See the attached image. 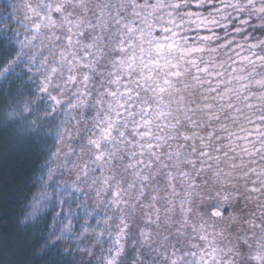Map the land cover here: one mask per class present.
I'll return each mask as SVG.
<instances>
[{
	"label": "trees",
	"instance_id": "1",
	"mask_svg": "<svg viewBox=\"0 0 264 264\" xmlns=\"http://www.w3.org/2000/svg\"><path fill=\"white\" fill-rule=\"evenodd\" d=\"M37 2L38 0H0V264H107L116 248L115 238L123 227L120 224L121 218L128 227L121 240L123 253L118 258V264H166L163 253L167 252L170 256L173 245L181 248L178 241H183V250H194L189 249L188 241L193 236L198 237L201 231L208 234L210 239L215 236L216 244L221 248L232 247L238 242V238H247L252 245L251 249L241 244L246 255L244 259H235L238 264H257L256 261L248 259L247 254H255L257 244L261 242L264 194L249 191L252 187H261L255 173L250 172L246 180L241 179V176L244 171L252 168L259 172L264 168V160H260L259 154L249 157L237 147L235 153H228L229 157L235 156L236 164H240L242 157L247 166L236 169L229 166L232 161H228V157L223 155L227 151L224 145L229 142L228 132L244 135L239 132V126L222 118L217 121L215 128L221 131L220 139L214 137L209 141L207 135L204 137V143L210 147L205 149L199 146L200 150L195 155L192 154L197 161L194 168L195 182L191 181L187 171L183 168L181 170V167L173 165V161L167 159L168 152L174 154L173 147H182L183 153H190L192 150L193 139L185 141L180 134L193 136L194 133L197 134V127L190 126L187 120L182 119V124L177 129V139L168 141L171 147L154 149L160 157L159 161L147 151L141 157L139 148L121 145V152L117 155L123 156V159H116L110 167H104L103 175L114 178L108 185L103 184L101 167L91 162L92 151L88 140L98 138L100 128L104 126L98 125L95 117L99 112L100 118H103L108 102L112 99L106 95V89L116 88L109 83L114 77L108 73L114 71L109 61L119 55L111 51L117 38L108 40L109 33H104L105 40L100 47L106 55L96 61L94 71L76 68L77 85L69 86L70 90L62 93L64 82L58 74L53 83H59L61 87L49 86L47 93L42 92L40 89L45 77L59 61V53L65 49L63 40L56 42L53 47L47 39H31L34 33L26 26L32 21L25 19L28 11L25 5H35ZM228 2L236 3V0ZM6 3L14 4L15 10L6 7ZM111 3L116 4L118 0H111ZM197 3L198 0H190L188 7L181 10L182 13L190 11L209 21L214 19L217 23H208L199 28L195 24H186L180 30L181 42L183 38H187L188 45L197 46L204 44L200 37L213 36L214 39L207 44L217 51L196 53L195 57H202L205 61L214 60L217 64L224 61L232 64V60H235L232 67L237 69L246 66L247 62L243 58L250 55V45L264 40V26L257 18L259 14L250 15L248 10L237 12L232 7H225L222 0H204L201 7H197ZM240 3L245 4L246 0H240ZM256 6H260V0H256ZM188 19L185 16V20ZM191 19L195 20L196 16ZM242 20H247L248 23L242 24ZM237 28L241 31L237 32ZM98 32L99 30L92 31L91 35ZM81 39L90 42V35ZM222 44H228V47L221 48ZM76 51L78 59L85 54L79 45L76 46ZM255 51L260 52L261 49L257 48ZM17 54H22L18 60ZM88 59L92 60L94 57L89 56ZM13 60L16 63L11 65L8 72H4L5 67ZM210 70L216 71L215 68ZM63 71L67 75V69L64 68ZM85 72L91 76L87 89L79 84V79ZM230 72L231 69H227L224 77L220 79L226 80ZM235 74L246 73L237 71ZM215 84L216 80H213V86ZM224 86L221 84V90ZM233 86H237L235 81ZM205 87L208 85H204ZM252 90L259 91L256 88ZM81 91L85 93L82 96ZM52 96L57 97L61 103L55 104ZM97 100H102V103L97 104ZM78 101L83 103L79 104ZM209 101L216 103L211 99ZM73 104L78 106L72 107ZM207 119L206 115H202L197 122L206 124ZM169 121L174 123L171 118ZM221 124L227 125L228 130H221ZM207 128L214 129L212 124ZM113 135L117 133L114 132ZM127 135L132 141L137 139L130 131ZM231 139L237 146L245 144L244 140H238L235 136ZM216 147L221 148L219 153H216ZM203 150L212 155H220L221 161L217 164L209 160L204 165V170L197 174L201 167L199 160L206 159L198 155ZM130 152H136L137 155L130 158ZM141 159L145 164L151 162V167L154 164L157 168L151 170L150 167H145V164L138 163ZM175 159L179 164H188L184 162L186 157H182V154L179 158H173ZM252 160L256 162L251 163ZM86 162L89 174L84 177L81 169ZM128 164H134L135 167L126 168ZM164 164L168 167L164 168ZM157 170H161L164 175L160 177ZM217 172L220 174L217 175ZM168 173L173 177L172 186L167 183ZM182 173H188V176ZM226 173L230 175H225ZM138 176H147L148 180H141ZM253 180H256L255 185ZM117 181L120 182L121 189L119 204L112 202ZM74 184L80 191L72 193V208L75 213L72 216L73 228L71 232L57 239L60 236L61 223H66L67 220L65 213H61L59 217L55 215L60 210L56 201ZM129 184L134 187L129 188ZM141 188L144 191L142 196ZM153 196L157 197L155 201L152 200ZM192 197L195 200L192 201ZM77 199L80 207L76 206ZM149 205H154L155 214L147 218L144 211ZM156 209H159V227L157 223L147 225L157 227L160 238L149 247H144L141 258H136L139 260L135 261L133 256H140L139 251L125 250L130 242L135 245L132 228L145 220L156 221ZM215 210L221 211L222 216H213L212 212ZM250 222L258 226L253 227ZM193 227L197 229L196 232H193ZM192 242L204 246V242L199 239ZM229 258L231 257H224L226 260Z\"/></svg>",
	"mask_w": 264,
	"mask_h": 264
},
{
	"label": "snow or ice",
	"instance_id": "2",
	"mask_svg": "<svg viewBox=\"0 0 264 264\" xmlns=\"http://www.w3.org/2000/svg\"><path fill=\"white\" fill-rule=\"evenodd\" d=\"M189 2L190 0H118V3L113 4L111 0H95V2L93 0H38L35 5L30 3L25 5L28 10L25 19L32 21L30 25L26 26L30 27L34 33L31 37L32 40L47 39L53 44V47L56 46V42L64 41L65 50L59 53V61L51 67L49 75L45 77V82L40 89L42 92L47 93L49 86L61 87L59 83H53L54 77L58 74L64 82L62 93L70 90L69 86L77 85L76 68L82 67L94 71L96 61L106 55L103 48L100 47L105 40L104 33H109L108 40L117 38L111 51L119 53V55L109 61L114 71L108 73L109 76L114 77L109 80V83L115 85L116 88L115 90L106 89V95L112 99L108 102L103 118H100L99 112L95 117L98 120V125L103 124L104 126L100 128L98 138H89L88 140V144L91 146L90 151H92L91 162L101 167V179L105 185H108L114 177L104 176L103 169L105 166L110 167L114 160L123 159V156L117 155L121 152V145L139 148L141 157L147 151L156 161H159L160 157L154 149L171 147L168 141L177 139V129L182 124L181 118L187 120L192 127H208L212 121H221L222 118L237 124L239 132L244 135L228 132L229 142L224 145L227 151L223 153L225 157H228V161H232L229 164L232 169L247 166L242 157L240 164L234 162L235 156L229 157L228 153H235L237 147H240V151L249 157L259 154L260 160H264V40L250 45V55L243 58L247 64L239 69L232 67V64L236 63L235 60H232V64H228L227 61L217 64L214 60L205 61L202 57H195L196 53L217 51L216 48H210L207 44L214 37L202 36L199 39L204 44L190 46L187 43V38H183V42H181L180 30L184 29L186 24H195L199 28L208 23L216 24L217 21L214 19L209 21L190 11L182 13L181 10L187 8ZM222 2L225 7H232L237 12L248 10L250 15L258 13L257 18L264 26V0H260L259 7L256 6V0H246L245 4H241L240 0H236V3H229L228 0H222ZM203 4L204 0H198L197 7H201ZM5 6L15 10L14 4L6 3ZM194 15L196 16L195 20L191 19ZM185 16L189 19L185 20ZM241 23L247 24L248 21L242 20ZM96 30H99L98 34L91 35V32ZM236 31L240 32L241 29L237 28ZM58 32L62 34H57ZM86 35H90V42H84L81 39ZM216 39L219 38L216 37ZM229 43L231 42L229 41ZM77 45L85 53L79 59L77 58ZM220 47L227 48L228 44H222ZM257 48H260L261 51H255ZM93 49L96 51L93 52ZM21 55L17 54V60ZM89 56H93L94 59L89 60ZM229 59L232 58L229 57ZM15 63L16 60L11 61L9 66L5 67L4 72H8L11 65ZM64 68L67 69V75L63 71ZM212 68H215L216 71L210 70ZM227 69H231L228 78L220 79L224 77ZM237 71L246 74L236 75ZM188 76H191L194 83H183L184 78ZM90 80V74L85 72L79 79V84L87 89ZM122 80H125L123 84ZM213 80H216L215 86H213ZM234 81L237 86H233ZM178 83H183L184 91L199 87L201 100L211 99L216 103L201 104L197 103L195 99L177 95L182 91L177 87ZM221 84L225 85L223 90H221ZM204 85H208V87L204 88ZM253 88L259 91H253ZM212 93L215 95H211ZM84 94V92H80L81 96ZM51 99L55 104L61 103L55 96H52ZM78 103L82 104L83 101H78ZM96 103L101 104L102 100H97ZM76 106L78 105H72V107ZM197 112L207 116L206 124H200L193 119ZM169 118L175 123H171ZM220 128L223 131L228 130L227 125L221 124ZM129 131L132 136L137 138L135 141L128 138ZM114 132L117 135L114 136ZM180 135L185 141L199 139L202 148L210 147L204 143L205 138L196 133L193 136L182 133ZM214 135V131L208 132L207 139L211 141ZM233 136L238 140H244L245 144L243 146L235 145L231 139ZM215 151L219 153L221 148L216 147ZM192 152H197L195 144L192 145ZM128 155L131 158L135 157L137 153L130 152ZM172 155L169 152L168 158L171 159ZM198 155L206 159L199 160L201 167L197 174L204 170V165L209 160H213L217 164L221 161L220 155H212L207 150L200 151ZM176 156L179 158V153H176ZM184 162L193 168L197 165V161L194 159L186 158ZM250 162L255 163L256 161ZM138 163L145 164L142 159ZM208 166L211 167V165ZM134 167V164L126 166V168ZM145 167H151V162L145 164ZM163 167L167 168L168 165L164 164ZM81 172L84 177L88 176L87 162L83 165ZM250 172L255 173L261 187H252L249 191L264 194V168L259 172L254 168L248 169L243 172L241 179L246 180ZM219 174L217 172V175ZM182 175L188 176V173H182ZM225 175L230 174L226 173ZM168 177L169 185L172 186V174L168 173ZM49 178H51V172ZM138 178L144 181L148 180L147 176H138ZM79 179L80 175L78 174L77 180ZM252 183L255 185L256 180H253ZM131 187L134 185L129 184V188ZM78 191H80L78 186L71 185L70 189L64 192V196L59 197L56 201V206L60 210L56 211L55 215L59 217L61 213H65L67 220L66 223H61L60 236H57V239L72 231V216L75 214L72 208L74 202L72 193ZM97 194L99 195V192ZM143 194L144 191L141 188L140 195ZM120 196V182L117 181L113 190L112 202L119 204ZM156 199V196L152 197L153 201ZM75 203L77 207H80L78 199ZM181 208L183 210V204ZM156 211V221L149 219L148 223H157V227H159V209ZM212 215L221 217L222 213L215 210ZM184 222L187 223V217ZM250 223L253 227L258 226L254 222ZM120 224L123 227L120 228L115 238L116 248L114 254L107 260V264H118V258L123 253L121 240L126 234L128 226L123 218H121ZM260 227L262 235L261 242L257 244V251L255 254L247 255L248 259L256 261L257 264H264V226ZM196 231L197 229L193 227V232ZM141 236L144 243H148L151 239V233L148 231L142 230ZM196 239L203 241L204 246L201 247L200 244L192 242ZM178 243L181 244V248H176L173 245L170 256L167 252L162 254L168 264H238L235 258L244 259L246 255L241 244L246 245L249 249L252 247L247 238H238V242L225 251L224 248L217 246L215 236L210 239L209 235L202 231L198 237L193 236L188 241L189 249L194 250H183V241H178ZM110 251L112 250L110 249ZM225 256L231 258L226 260Z\"/></svg>",
	"mask_w": 264,
	"mask_h": 264
},
{
	"label": "rangeland",
	"instance_id": "3",
	"mask_svg": "<svg viewBox=\"0 0 264 264\" xmlns=\"http://www.w3.org/2000/svg\"><path fill=\"white\" fill-rule=\"evenodd\" d=\"M191 82H193L191 80V76H188V77L184 78L183 83L192 84ZM183 83H179V85L177 86V87H179V88L182 89V91L180 93H178L177 95H184L188 99H195L197 101V103H201V104L202 103H205V102L206 103H211L209 100L208 101L201 100V90H199V87H197L196 89L189 88L187 91H184L183 90ZM205 88H207V87H205ZM193 93H194V95H193ZM211 95H213V93ZM202 115H204V114L203 113H200V112H197V114L195 116H193L194 117V120L197 121V119L199 117H201ZM181 119H183V118H181ZM207 122H208V119H207ZM174 123H175V121H174ZM216 123H217V121H212L211 122V124H212V126L214 128L212 130H208L207 127H197V129L195 131L197 132V134L199 136H203V137H206V135H207L208 132L214 131L215 132V135L213 136V138L214 137L215 138L216 137H219L220 134H221V131L215 129V128H217V124ZM192 144H195L196 145L197 151L200 150V147L199 146H201V144H200V140L199 139H193L192 140ZM172 149H173L174 154L172 155V158L171 159H169L167 157L168 161H173L172 162L173 165H177L178 167H181V170L183 168L185 171H187L189 173V175H190L189 178L191 179V181L192 182H195L196 181V175H195L194 168L191 165L189 166L188 164H184V163H180L179 164V162L176 159L173 160V158L177 157L176 156V153H179V155L182 154V157L184 156V157L189 158V159H193L194 158L193 155H195V154L192 152V150L190 151V153H183L182 147H181V149L180 148H176V147H173ZM156 168L157 167L154 164L152 165V167H150L151 170L156 169ZM157 173L160 175V177H162L164 175L161 170H157ZM182 180H184V179H182ZM167 183H169V182H167ZM168 189H170V188H168ZM191 199L193 201V199L195 200V197H192ZM145 210H146V208H145ZM144 212H145V215H146L147 218L148 217H153L154 214H155V210H154V207L152 205H149L147 207V210L144 211ZM147 224H149V223H148L147 220H145L142 223H138L137 224L138 226H135V227L132 228L133 229V235H135V239H134L135 245H132V242H130L129 243V247L125 248V250L126 251H129V252H133L134 250L139 251L140 256H138V255H134L133 256V258L135 259V261H138L139 260V259H136V258H141V256H142L141 251H142V249H144V247H146V246L149 247V245L153 244L157 239L160 238V232L158 231V228L155 227V226L147 225ZM142 230L143 231H148V232L151 233V239H150V241L148 243H144L143 242V238L141 236V231ZM138 239L140 240L139 242H138ZM228 248H229V246H227L226 248H224V250L227 251ZM236 259L240 260L241 258L240 257H236ZM166 264H167V262H166Z\"/></svg>",
	"mask_w": 264,
	"mask_h": 264
}]
</instances>
